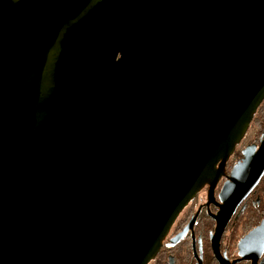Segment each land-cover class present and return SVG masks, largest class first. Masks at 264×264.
<instances>
[{"label": "water", "instance_id": "water-1", "mask_svg": "<svg viewBox=\"0 0 264 264\" xmlns=\"http://www.w3.org/2000/svg\"><path fill=\"white\" fill-rule=\"evenodd\" d=\"M263 100L264 0H0V264H149ZM263 174L264 139L220 264ZM238 249L264 254V218Z\"/></svg>", "mask_w": 264, "mask_h": 264}, {"label": "flooded vegetation", "instance_id": "flooded-vegetation-1", "mask_svg": "<svg viewBox=\"0 0 264 264\" xmlns=\"http://www.w3.org/2000/svg\"><path fill=\"white\" fill-rule=\"evenodd\" d=\"M259 113L262 114V117L264 116V100L256 112V114ZM253 127L256 129L253 139L243 144L246 135L242 142L236 145L235 152L228 156L225 166L217 178L215 196L209 197L211 180L207 179L163 236L161 247L149 264H220L212 246V236L216 228L214 215L220 210L221 194L229 186L235 166L238 163H244L251 155L253 148H258L264 139V133L259 135V128L255 126L254 119L250 129ZM219 166L220 162L214 166L217 172ZM263 188L264 174L249 196L238 206L221 238V255L229 260L230 264H264V254L256 262L239 260L238 249L241 238L255 227L246 229L247 209L249 204L260 203L263 200L260 196L261 193L264 194Z\"/></svg>", "mask_w": 264, "mask_h": 264}, {"label": "trees", "instance_id": "trees-1", "mask_svg": "<svg viewBox=\"0 0 264 264\" xmlns=\"http://www.w3.org/2000/svg\"><path fill=\"white\" fill-rule=\"evenodd\" d=\"M261 115L262 114L260 113L256 114L254 118L255 126L259 128V135L264 133V116L262 117ZM262 190H264V188ZM259 192L261 193V191ZM260 196L263 198L260 203H251L248 206V215L246 216V219L248 220L246 221V229H250L258 225L261 219L264 217V194L261 193Z\"/></svg>", "mask_w": 264, "mask_h": 264}, {"label": "rangeland", "instance_id": "rangeland-1", "mask_svg": "<svg viewBox=\"0 0 264 264\" xmlns=\"http://www.w3.org/2000/svg\"><path fill=\"white\" fill-rule=\"evenodd\" d=\"M255 127H253L252 129H250V131L248 132L246 138L244 139L243 144L247 143L249 140L253 139L254 135H255Z\"/></svg>", "mask_w": 264, "mask_h": 264}]
</instances>
